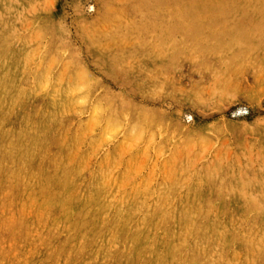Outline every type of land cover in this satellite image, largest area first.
Returning a JSON list of instances; mask_svg holds the SVG:
<instances>
[{
    "label": "rangeland",
    "instance_id": "374dc122",
    "mask_svg": "<svg viewBox=\"0 0 264 264\" xmlns=\"http://www.w3.org/2000/svg\"><path fill=\"white\" fill-rule=\"evenodd\" d=\"M0 264H264V0H0Z\"/></svg>",
    "mask_w": 264,
    "mask_h": 264
}]
</instances>
